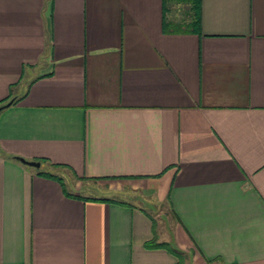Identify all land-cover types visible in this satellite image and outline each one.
I'll list each match as a JSON object with an SVG mask.
<instances>
[{
	"label": "crops",
	"instance_id": "0c3cea01",
	"mask_svg": "<svg viewBox=\"0 0 264 264\" xmlns=\"http://www.w3.org/2000/svg\"><path fill=\"white\" fill-rule=\"evenodd\" d=\"M9 103L0 264H264V0H0Z\"/></svg>",
	"mask_w": 264,
	"mask_h": 264
},
{
	"label": "water",
	"instance_id": "95a60500",
	"mask_svg": "<svg viewBox=\"0 0 264 264\" xmlns=\"http://www.w3.org/2000/svg\"><path fill=\"white\" fill-rule=\"evenodd\" d=\"M11 105V103L3 106V107H0V113L7 107H9ZM20 162H22L23 164L29 166V167H34V168H40L41 167V163L39 162H29V161H26L24 159H19Z\"/></svg>",
	"mask_w": 264,
	"mask_h": 264
},
{
	"label": "trees",
	"instance_id": "16d2710c",
	"mask_svg": "<svg viewBox=\"0 0 264 264\" xmlns=\"http://www.w3.org/2000/svg\"><path fill=\"white\" fill-rule=\"evenodd\" d=\"M197 1H198L199 4H200V0H197ZM3 106H5V105H1L0 107H3ZM45 177H48V178H49V177L57 178L56 176H54V175H50V174H45ZM58 180L61 181V179H59V178H58Z\"/></svg>",
	"mask_w": 264,
	"mask_h": 264
}]
</instances>
